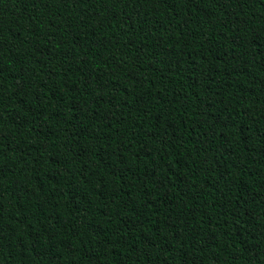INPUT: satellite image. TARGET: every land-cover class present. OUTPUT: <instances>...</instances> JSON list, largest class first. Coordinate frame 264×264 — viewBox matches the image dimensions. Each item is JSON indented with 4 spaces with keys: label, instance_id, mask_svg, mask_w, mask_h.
<instances>
[{
    "label": "trees",
    "instance_id": "obj_1",
    "mask_svg": "<svg viewBox=\"0 0 264 264\" xmlns=\"http://www.w3.org/2000/svg\"><path fill=\"white\" fill-rule=\"evenodd\" d=\"M0 240H264V0H0ZM0 264H264V241H0Z\"/></svg>",
    "mask_w": 264,
    "mask_h": 264
}]
</instances>
